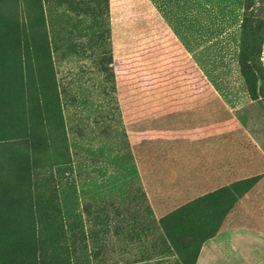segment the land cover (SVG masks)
<instances>
[{
  "label": "rangeland",
  "instance_id": "obj_1",
  "mask_svg": "<svg viewBox=\"0 0 264 264\" xmlns=\"http://www.w3.org/2000/svg\"><path fill=\"white\" fill-rule=\"evenodd\" d=\"M109 7L112 95L92 52L66 50L87 33L66 8L49 28L28 0H0V229L36 233L42 264H194L264 211V83L254 101L239 65L249 18L264 75V0ZM22 240L0 234V258Z\"/></svg>",
  "mask_w": 264,
  "mask_h": 264
},
{
  "label": "trees",
  "instance_id": "obj_2",
  "mask_svg": "<svg viewBox=\"0 0 264 264\" xmlns=\"http://www.w3.org/2000/svg\"><path fill=\"white\" fill-rule=\"evenodd\" d=\"M23 1V0H22ZM34 8L39 9V14H45L47 11V24L49 28H54V20L51 17L52 9L57 6L59 8L64 7L66 10L77 18L85 32V36H78L75 41H71L66 45V50H71L77 54L78 49L80 51L92 52L95 56L96 65L99 69V73L105 76V83L110 84L108 92L111 95L115 93V75L112 69L114 60L112 57V44H111V27H110V7L109 0H28ZM255 0H246L248 7L254 5ZM46 7V10H45ZM52 42L55 43V39L60 42L63 38H56V31L52 29ZM260 24L256 23L254 26L249 24V18H247L242 26V50L239 56V65L241 67L242 74L247 79L248 86L250 88V96L254 101L262 100L263 94L257 91L255 87L258 83H264V75L258 65V56L261 53V42L259 38ZM83 39V40H82ZM106 85V86H107ZM107 92V87L105 88ZM109 113L115 112L120 114V110L116 105V98L111 97L108 103ZM125 160L124 157H121ZM126 171L134 176L133 180L137 178L136 169L125 166ZM134 170V172H133ZM134 174V175H133ZM132 180V181H133ZM131 181V182H132ZM136 181V180H135ZM129 183V185L131 184ZM140 206L144 213L148 216L144 219V223L156 224L155 219L152 217L151 209L148 205V201L144 190L140 184ZM11 232V233H10ZM0 234L4 236L14 237L20 239L25 237L26 240H22L18 244L7 246L3 249L0 264H42V249L37 244V234L31 231H25L22 228L13 229L8 232H4L0 229Z\"/></svg>",
  "mask_w": 264,
  "mask_h": 264
},
{
  "label": "crops",
  "instance_id": "obj_3",
  "mask_svg": "<svg viewBox=\"0 0 264 264\" xmlns=\"http://www.w3.org/2000/svg\"><path fill=\"white\" fill-rule=\"evenodd\" d=\"M260 214L209 238L194 264H264V211Z\"/></svg>",
  "mask_w": 264,
  "mask_h": 264
}]
</instances>
